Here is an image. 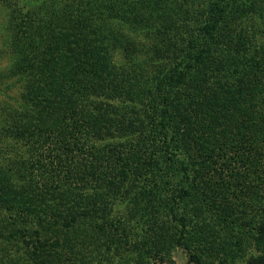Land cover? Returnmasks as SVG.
I'll return each mask as SVG.
<instances>
[{
	"label": "trees",
	"instance_id": "obj_1",
	"mask_svg": "<svg viewBox=\"0 0 264 264\" xmlns=\"http://www.w3.org/2000/svg\"><path fill=\"white\" fill-rule=\"evenodd\" d=\"M35 4L49 77L36 128L21 119L22 188L0 168V264H98L168 232L190 264H212L215 235H249L246 264H264V0Z\"/></svg>",
	"mask_w": 264,
	"mask_h": 264
},
{
	"label": "rangeland",
	"instance_id": "obj_2",
	"mask_svg": "<svg viewBox=\"0 0 264 264\" xmlns=\"http://www.w3.org/2000/svg\"><path fill=\"white\" fill-rule=\"evenodd\" d=\"M35 1L0 0V168H3L5 164L12 168V163L14 164L11 172L10 168L5 173L8 178L2 186L15 190L22 188L23 182L20 180L22 172H24L22 162L27 157L25 135H23L22 126H20L23 121L21 119L28 112L34 119L30 130L36 128L39 116H42V102H38V97L41 94L38 92V88L45 85L49 77L47 76L49 67L39 72L42 69L43 59L47 57L42 53L45 42L38 35L40 32H35L30 28L37 22V18L34 17L36 15L32 12L37 9ZM60 9L61 4H58L56 10ZM52 19L57 26L59 23L65 26L67 22L62 21L59 15ZM46 20L50 21V17ZM29 21L32 23L30 24ZM50 27L53 28L54 25L52 24ZM121 32L128 34L125 27ZM41 33L42 37L45 36V32ZM127 37L128 41L122 40L123 42L116 41V43H120L119 46H121L125 42L134 48L139 47V44L142 43L140 39L135 40L130 35ZM153 39L155 41L154 36ZM39 40V45H36ZM131 43L134 45L131 46ZM115 61L121 64L125 58L122 54L116 53ZM15 123L20 127L16 128L20 131V135L14 132ZM13 175L18 179H12ZM117 212L120 214V211ZM10 217L8 211L0 212V226L2 224L9 226L7 220H10ZM138 220L139 216L130 218L128 221L131 225L130 228L133 227L137 231L140 224ZM93 222L95 219L86 221L91 226ZM116 224L119 223L116 222ZM131 234L128 241L114 240L115 244L110 246L111 250L105 251L98 264H134L137 262L141 264H190L186 251L173 240L175 235H170L169 232L158 236ZM188 236H192L191 238L194 239L193 236L202 238L204 235ZM235 237H241V241L236 242ZM141 246L142 250L147 248V256H144L140 249ZM92 247L89 250H93ZM209 248L214 257L212 264H246L247 258L255 252L249 235H215V241L210 242ZM96 253L94 252L93 257L90 258L92 264H97L95 261L99 260ZM148 255L150 256L148 257Z\"/></svg>",
	"mask_w": 264,
	"mask_h": 264
}]
</instances>
